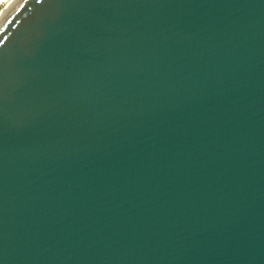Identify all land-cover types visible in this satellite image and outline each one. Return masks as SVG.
I'll list each match as a JSON object with an SVG mask.
<instances>
[{
    "label": "water",
    "instance_id": "obj_1",
    "mask_svg": "<svg viewBox=\"0 0 264 264\" xmlns=\"http://www.w3.org/2000/svg\"><path fill=\"white\" fill-rule=\"evenodd\" d=\"M0 264H264V0H12Z\"/></svg>",
    "mask_w": 264,
    "mask_h": 264
},
{
    "label": "rangeland",
    "instance_id": "obj_2",
    "mask_svg": "<svg viewBox=\"0 0 264 264\" xmlns=\"http://www.w3.org/2000/svg\"><path fill=\"white\" fill-rule=\"evenodd\" d=\"M12 0H0V13L6 9V7L9 5V3L11 2Z\"/></svg>",
    "mask_w": 264,
    "mask_h": 264
},
{
    "label": "bare ground",
    "instance_id": "obj_3",
    "mask_svg": "<svg viewBox=\"0 0 264 264\" xmlns=\"http://www.w3.org/2000/svg\"><path fill=\"white\" fill-rule=\"evenodd\" d=\"M7 8H8V6L6 7V9H7ZM4 10H5V9H4ZM4 10H3V11H4ZM3 11L0 13V15L3 13Z\"/></svg>",
    "mask_w": 264,
    "mask_h": 264
},
{
    "label": "snow or ice",
    "instance_id": "obj_4",
    "mask_svg": "<svg viewBox=\"0 0 264 264\" xmlns=\"http://www.w3.org/2000/svg\"><path fill=\"white\" fill-rule=\"evenodd\" d=\"M38 2H39V0H38Z\"/></svg>",
    "mask_w": 264,
    "mask_h": 264
}]
</instances>
